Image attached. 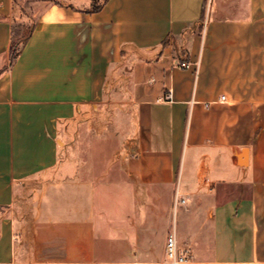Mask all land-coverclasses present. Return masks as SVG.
<instances>
[{
	"label": "crops",
	"instance_id": "0c3cea01",
	"mask_svg": "<svg viewBox=\"0 0 264 264\" xmlns=\"http://www.w3.org/2000/svg\"><path fill=\"white\" fill-rule=\"evenodd\" d=\"M32 2L11 64L0 0V264H264V0Z\"/></svg>",
	"mask_w": 264,
	"mask_h": 264
},
{
	"label": "rangeland",
	"instance_id": "374dc122",
	"mask_svg": "<svg viewBox=\"0 0 264 264\" xmlns=\"http://www.w3.org/2000/svg\"><path fill=\"white\" fill-rule=\"evenodd\" d=\"M32 1L20 0L19 2L20 4L16 14L19 15L21 5L25 12V19L16 22L15 29L18 36L27 32L29 25L35 19L36 13L38 12L37 6ZM123 116L122 108L117 103L111 102L107 106H103V115H94L91 118L92 128L86 134V142L87 144L93 143V155H100L102 149H99V147L104 146V144L108 147L107 151L110 155L115 152L118 138L120 137L122 139V137L124 138L127 135L126 132L119 133L126 124V118Z\"/></svg>",
	"mask_w": 264,
	"mask_h": 264
},
{
	"label": "trees",
	"instance_id": "16d2710c",
	"mask_svg": "<svg viewBox=\"0 0 264 264\" xmlns=\"http://www.w3.org/2000/svg\"><path fill=\"white\" fill-rule=\"evenodd\" d=\"M94 0V5L92 7V11H97L99 10L106 2L107 0ZM20 0H14V15L16 16L17 14V9L19 6ZM34 20L32 21V23L29 25V28L27 30V32H24L23 34H20L19 36L16 34V24L14 25V34H13V39L10 45V63L13 64L15 62V60L17 59V57L19 56L24 44L26 43L27 39L29 38V36L31 35V32L33 30L34 27Z\"/></svg>",
	"mask_w": 264,
	"mask_h": 264
},
{
	"label": "built area",
	"instance_id": "2783aa9c",
	"mask_svg": "<svg viewBox=\"0 0 264 264\" xmlns=\"http://www.w3.org/2000/svg\"><path fill=\"white\" fill-rule=\"evenodd\" d=\"M171 95V94H170ZM221 100H226V96L222 95ZM167 251L170 257L175 258L177 256V236L176 233L170 232L167 238ZM184 259L183 255L178 256V260L181 261Z\"/></svg>",
	"mask_w": 264,
	"mask_h": 264
},
{
	"label": "water",
	"instance_id": "95a60500",
	"mask_svg": "<svg viewBox=\"0 0 264 264\" xmlns=\"http://www.w3.org/2000/svg\"><path fill=\"white\" fill-rule=\"evenodd\" d=\"M247 152H248V149H247V148H244V149L242 150V153L240 154L241 160H243L244 157L247 156Z\"/></svg>",
	"mask_w": 264,
	"mask_h": 264
}]
</instances>
